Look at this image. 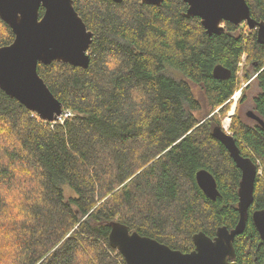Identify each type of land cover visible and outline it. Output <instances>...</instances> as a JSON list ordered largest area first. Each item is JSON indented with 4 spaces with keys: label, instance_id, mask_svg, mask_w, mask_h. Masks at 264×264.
Instances as JSON below:
<instances>
[{
    "label": "trees",
    "instance_id": "obj_1",
    "mask_svg": "<svg viewBox=\"0 0 264 264\" xmlns=\"http://www.w3.org/2000/svg\"><path fill=\"white\" fill-rule=\"evenodd\" d=\"M246 2L264 22V0ZM73 5L93 33L88 67L37 65L71 115L44 121L0 89V264H127L108 241L113 221L183 252L194 249L196 232L233 228L241 173L212 130L252 77L260 91L250 110L264 121L256 30L224 22V33L208 35L198 17L183 15V0ZM13 38L0 19V46ZM217 64L231 70L227 79L213 77ZM244 98L243 88L228 129L258 173L234 260L264 264V238L251 218L264 210V127L241 118ZM200 169L216 180L215 200L197 185Z\"/></svg>",
    "mask_w": 264,
    "mask_h": 264
},
{
    "label": "water",
    "instance_id": "obj_2",
    "mask_svg": "<svg viewBox=\"0 0 264 264\" xmlns=\"http://www.w3.org/2000/svg\"><path fill=\"white\" fill-rule=\"evenodd\" d=\"M74 0H0V19L12 30L13 41L0 46V89L16 99L44 121L52 122L62 114V105L54 97L37 72V65L52 61L87 68L89 47L93 33L87 29L75 10ZM121 2L122 0H112ZM163 0H140L141 4L160 5ZM185 17H198L208 35L225 32L224 22L245 23L255 29L258 42L264 43V22L251 17L246 0H183ZM44 12L39 15V8ZM213 77L225 80L231 70L217 64ZM246 115L264 127V121L252 110ZM224 128V129H223ZM214 127L212 135L228 151L241 176L238 184V221L233 228H217L210 237L199 231L193 234L194 249L183 252L172 249L154 238L144 236L113 221L108 234L115 248L127 264H238L233 241L245 228L253 199L254 182L258 168L239 148L225 127ZM198 187L204 195L215 200L219 195L213 175L205 169L195 174ZM251 218L260 238H264V210L252 212Z\"/></svg>",
    "mask_w": 264,
    "mask_h": 264
},
{
    "label": "rangeland",
    "instance_id": "obj_3",
    "mask_svg": "<svg viewBox=\"0 0 264 264\" xmlns=\"http://www.w3.org/2000/svg\"><path fill=\"white\" fill-rule=\"evenodd\" d=\"M174 73H177V71L171 69ZM249 82V81H248ZM248 82L246 83H242L241 86L236 90L238 91L239 89H241V93H242V89L244 88V93H245V98H244V101L241 103V105L239 106V112H240V115H241V118H243V120L245 122H247L248 124L250 125H253L254 124V121L253 119L249 118L247 115H246V111L249 110V109H252V105H253V97H255L258 93H259V87L257 86V82L256 81H251L249 83V85L247 86ZM247 86V87H246ZM192 89H193V92H194V95L203 101V95L201 93V90L198 86H192ZM204 102V101H203ZM20 103V102H19ZM205 105V104H203ZM237 105V104H236ZM232 112V116L234 114V108L230 109L226 115V117L228 116V114ZM231 116V118H232ZM225 117L222 118V125H223V121H224ZM231 121V120H230ZM229 126L227 127V130L229 131ZM231 134V133H230ZM66 195L67 196H70L71 193L69 190H67L66 192Z\"/></svg>",
    "mask_w": 264,
    "mask_h": 264
},
{
    "label": "built area",
    "instance_id": "obj_4",
    "mask_svg": "<svg viewBox=\"0 0 264 264\" xmlns=\"http://www.w3.org/2000/svg\"><path fill=\"white\" fill-rule=\"evenodd\" d=\"M236 94H238V96L237 97H235V95ZM240 94H241V89H239L238 91H235L232 95H231V97L229 98V100L228 101H231V103H232V106H234L235 104H236V102L238 101V99H239V97H240ZM71 115V112L70 111H62V114L60 115V116H58V118L56 119V120H54V121H52L53 123H55V122H59V123H63V121H64V119L66 118V117H68V116H70ZM224 126V125H223ZM226 129V128H225ZM226 132L227 133H230L227 129H226Z\"/></svg>",
    "mask_w": 264,
    "mask_h": 264
},
{
    "label": "bare ground",
    "instance_id": "obj_5",
    "mask_svg": "<svg viewBox=\"0 0 264 264\" xmlns=\"http://www.w3.org/2000/svg\"><path fill=\"white\" fill-rule=\"evenodd\" d=\"M249 83V82H248ZM238 96V94H236L235 95V97H237ZM231 114H232V112H230L229 114H228V116L224 119V121H223V125H224V127L227 129V127L229 126V121H230V116H231Z\"/></svg>",
    "mask_w": 264,
    "mask_h": 264
},
{
    "label": "flooded vegetation",
    "instance_id": "obj_6",
    "mask_svg": "<svg viewBox=\"0 0 264 264\" xmlns=\"http://www.w3.org/2000/svg\"><path fill=\"white\" fill-rule=\"evenodd\" d=\"M251 80V79H250Z\"/></svg>",
    "mask_w": 264,
    "mask_h": 264
}]
</instances>
